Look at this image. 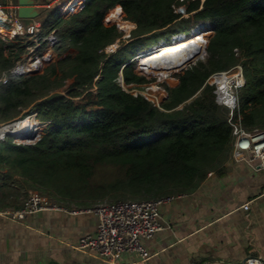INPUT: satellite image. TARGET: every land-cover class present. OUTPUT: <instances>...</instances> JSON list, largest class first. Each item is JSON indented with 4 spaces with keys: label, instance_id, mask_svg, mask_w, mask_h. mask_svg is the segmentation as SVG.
<instances>
[{
    "label": "trees",
    "instance_id": "trees-1",
    "mask_svg": "<svg viewBox=\"0 0 264 264\" xmlns=\"http://www.w3.org/2000/svg\"><path fill=\"white\" fill-rule=\"evenodd\" d=\"M113 8L135 28L130 41L107 53L121 36L108 20ZM206 21L213 34L196 62L177 69V85L160 83L167 97L159 105L130 91L158 78L138 73V59L127 63L152 35L189 32ZM35 36L41 48L53 41L55 57L40 54L39 71L0 83V122L35 111L47 127L33 143H0V202L13 195L19 207L36 191L61 207L74 200L86 208L87 198L143 201L192 192L230 157L228 110L207 79L236 64L245 80L237 92L241 124L264 129V0H82L65 15L47 9ZM29 43L0 39V73Z\"/></svg>",
    "mask_w": 264,
    "mask_h": 264
},
{
    "label": "crops",
    "instance_id": "crops-1",
    "mask_svg": "<svg viewBox=\"0 0 264 264\" xmlns=\"http://www.w3.org/2000/svg\"><path fill=\"white\" fill-rule=\"evenodd\" d=\"M31 1L39 14L22 18L30 19L26 25H41L46 5L60 0ZM12 196L0 202V264H104L71 246L96 231L93 213L62 205L13 221L3 215L21 207ZM246 202L248 210L242 208ZM159 215L163 228L142 240L151 255L144 264H244L251 257L264 262V175L244 162L229 157L223 171L210 172L195 190L161 205ZM134 260L122 256L119 264Z\"/></svg>",
    "mask_w": 264,
    "mask_h": 264
},
{
    "label": "built area",
    "instance_id": "built-area-1",
    "mask_svg": "<svg viewBox=\"0 0 264 264\" xmlns=\"http://www.w3.org/2000/svg\"><path fill=\"white\" fill-rule=\"evenodd\" d=\"M69 1L74 2L70 9L65 10L64 4L61 5L60 9L63 15L70 13L74 6L82 0ZM46 6L50 7L51 4ZM17 7L18 5L11 0L8 2L0 0V39L12 41L21 37H29L31 43L25 46V52L16 60L14 65L1 71L0 83L2 84L8 81L10 75L35 73L40 69V57H36V54L40 53L41 47L35 36L40 25L37 22L24 24L22 18L17 14ZM108 20L119 27L117 21ZM201 25H205L204 29L205 27L210 28L208 22H202L197 26L200 27ZM134 28L135 24L133 23L131 31ZM129 35L128 33L127 36ZM118 38L113 42L116 45L119 41ZM52 44L53 41L48 47L52 48ZM113 50L108 49V45L104 48L107 53ZM40 54L45 59L50 56L42 51ZM229 71V83L226 90L223 91L215 76ZM210 78L211 84L215 85L216 102L224 105L228 110V123L231 126L233 136L230 158L236 162H244L254 171L264 175V129L248 130L241 124L237 92L245 83L242 66L236 64L226 71L214 72ZM23 123H25L26 129L17 136L13 129ZM41 125L42 122L37 119L35 111L0 122V143L7 137L13 138L18 143H33L40 137ZM174 197L175 195L143 201L118 200L82 208L84 212L93 213L96 216L97 229L94 233L79 237L71 246L75 250L99 259L104 264H119L120 257L127 255L136 257V260L131 262L132 264H144L151 255L142 240L151 238L163 228L159 208ZM60 208L61 206L52 203L46 196L33 191L29 193L21 207L5 211L3 215L13 221H19L41 210ZM242 208L248 210L249 203H244ZM244 264H264V262L251 257Z\"/></svg>",
    "mask_w": 264,
    "mask_h": 264
},
{
    "label": "bare ground",
    "instance_id": "bare-ground-1",
    "mask_svg": "<svg viewBox=\"0 0 264 264\" xmlns=\"http://www.w3.org/2000/svg\"><path fill=\"white\" fill-rule=\"evenodd\" d=\"M73 3V1L70 2L68 0L64 5L65 10L70 9ZM115 9L118 10V16L115 14L114 18L119 24V17L123 12L119 8H113L109 12H114ZM125 22L127 21L125 20ZM127 24H129V22ZM125 26L126 24H124V27ZM202 26L203 25L193 29L187 35L185 33H178L169 40L161 41L159 44H155L154 46L152 45L150 48L146 49V51L138 55L140 62L139 68L151 73H169L173 69H180L186 64H189L196 57V53L199 51V46L203 44L207 36L211 34L205 32ZM229 74L230 71L223 72L215 76V79L223 91L226 90V87L229 83ZM145 94L148 98L158 103L164 97L165 91L151 84L146 89ZM25 129V123H23L21 126L15 127L13 132L19 136L20 133L25 131Z\"/></svg>",
    "mask_w": 264,
    "mask_h": 264
},
{
    "label": "rangeland",
    "instance_id": "rangeland-1",
    "mask_svg": "<svg viewBox=\"0 0 264 264\" xmlns=\"http://www.w3.org/2000/svg\"><path fill=\"white\" fill-rule=\"evenodd\" d=\"M2 2H8L9 0H1ZM13 2H15V4H17V0H12ZM53 3V2H52ZM52 3H50L51 4V7H54V6H56V7H58L59 8V13L62 15V12H61V5H65V3L63 2V0H60V1H58V2H56V4L54 5V4H52ZM63 5V6H64ZM42 10L41 11H43V7L41 8ZM47 9H49V8H45V15H46V11H47ZM117 15L118 16V10H114V12L112 11V12H109V18L111 19V20H115V21H117L115 18H114V15ZM57 16V11L56 10H53L52 12H50V14H49V17H48V19L49 20H52V19H54L55 17ZM122 16V14L120 15V17H119V19H120V23H119V27L117 26V28L119 29V31L121 32V36L118 38L119 39V41L117 42V45L115 44V43H112V44H110V45H108V49H111V50H113V51H111V52H115L118 48H120V46L122 45V44H124V43H127L128 41H130V35L129 36H127V34L129 33V34H131V29H132V27H133V22H130V21H128V20H126V19H124V14H123V17H121ZM105 19H108V17H107V15H106V18ZM125 20L127 21V22H125ZM23 22L26 24V23H28V22H30V19H24L23 20ZM118 22V21H117ZM129 22V24H127ZM132 23V24H131ZM124 24H126V26L124 27ZM135 24V23H134ZM204 26L205 25H203L202 26V28H204ZM195 28H198V26H195L194 28H192L189 32H188V29H185L184 31H178V30H173V31H170V32H165L164 34H162V35H159L158 37L156 36V35H152L151 36V38H150V40H149V42L147 41V44H148V46H146V47H143L140 51H139V53L137 54V56L138 55H140L141 53H143L144 51H146V49H148V48H150L152 45L154 46L155 44H159L161 41H166V40H169L170 38H172V37H174L175 35H177L178 33H185L186 35L187 34H189L193 29H195ZM206 30V31H205ZM204 31L205 32H208V33H211L210 35H208L207 36V38L205 39V41H204V43L203 44H201L200 46H199V50L203 47V45L205 46L206 45V43H207V41H208V39H209V37L212 35V33H213V30H211V27L210 28H208V27H205V29H204ZM176 32V33H175ZM29 38V37H28ZM27 38V40H29ZM51 47H44V48H41V50H39V52L41 53V51L42 52H45V53H47V54H49L50 56H49V58L48 59H53L54 57H55V52L53 51V48H51ZM197 49V50H198ZM110 52V53H111ZM199 52V51H198ZM197 52V53H198ZM40 53L38 54H36L37 56L36 57H39V55H40ZM196 53V54H197ZM198 58H199V55L191 62V63H189V64H186V66L184 67V68H187L188 66H190L191 64H193L194 62H196L197 60H198ZM132 59V58H131ZM138 61H139V58H138ZM178 69V68H177ZM177 69H173L172 71H170L169 73H165V72H155V73H151V72H145L144 70H142V69H139L138 67H136V64H135V70L138 72V73H143V74H145V75H147V76H157L158 78L157 79H155L154 81H152V82H149V83H147V84H143L144 85V89H138V88H135V87H132V89H130V91L131 92H133V93H136V92H140V93H142L143 95H145L146 96V94H145V92H146V89L148 88V86L149 85H151V84H153L154 86H156V87H158V88H161V89H163L164 91H165V95L167 94V92H166V90L162 87V85L160 84L161 82H166L169 86H175V85H177V83H178V80H177V78L175 77V73L176 72H178L179 70H177ZM211 83V82H210ZM132 86V85H131ZM126 88H128V87H126ZM165 95H164V97L161 99V101L160 102H158V103H156V102H154L153 100H151L150 98H148L147 96V98L148 99H150L151 101H153L154 102V104H156V105H159L164 99H165ZM24 115V114H23ZM47 123H45V122H42V125H41V127H42V132L46 129V127H47V125H46ZM30 192H33V191H30ZM29 192V193H30ZM27 198V197H26ZM25 198V199H26ZM87 200H88V202H89V204H88V206H90V207H92V206H94V205H97V204H100V203H105V202H109V200H101V201H98V202H96V203H90V202H92V201H90V198H87ZM64 206H65V204H64ZM83 205H80L79 203H77V202H75L74 200L73 201H68V207H71V208H84V207H82ZM46 210H48V209H46ZM42 211V210H41ZM79 239V238H78ZM148 250V249H147Z\"/></svg>",
    "mask_w": 264,
    "mask_h": 264
},
{
    "label": "water",
    "instance_id": "water-1",
    "mask_svg": "<svg viewBox=\"0 0 264 264\" xmlns=\"http://www.w3.org/2000/svg\"><path fill=\"white\" fill-rule=\"evenodd\" d=\"M201 1H204V0H201ZM17 5H18V7H17V14H18V16L20 18H34V17H36L39 14V11L36 9V7L34 6V4H33V2L31 0H17ZM138 58L139 57L136 55L135 57H133L132 59H130L127 63L131 62L134 59H138ZM127 63H125V64H127ZM139 65H140V62L138 61L137 64H136V67L139 68ZM182 69H184V68H182ZM179 70H181V69H179ZM145 72H147V71H145ZM210 76L207 79V82H209V83L211 82ZM119 82L122 85V87H124L125 89H127L126 87H128V86L125 85L121 74H120V77H119ZM166 97H167V94H166L165 98ZM181 106H182V104L179 105L178 107H181ZM48 264H57V263H55L53 261H50Z\"/></svg>",
    "mask_w": 264,
    "mask_h": 264
},
{
    "label": "clouds",
    "instance_id": "clouds-1",
    "mask_svg": "<svg viewBox=\"0 0 264 264\" xmlns=\"http://www.w3.org/2000/svg\"><path fill=\"white\" fill-rule=\"evenodd\" d=\"M207 22V21H206Z\"/></svg>",
    "mask_w": 264,
    "mask_h": 264
}]
</instances>
